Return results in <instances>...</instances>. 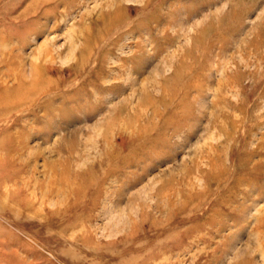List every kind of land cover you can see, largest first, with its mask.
<instances>
[{"label": "rangeland", "instance_id": "obj_1", "mask_svg": "<svg viewBox=\"0 0 264 264\" xmlns=\"http://www.w3.org/2000/svg\"><path fill=\"white\" fill-rule=\"evenodd\" d=\"M0 264H264V0H0Z\"/></svg>", "mask_w": 264, "mask_h": 264}]
</instances>
